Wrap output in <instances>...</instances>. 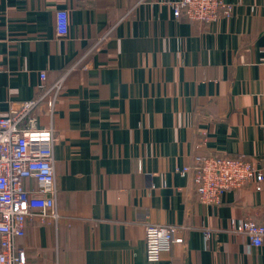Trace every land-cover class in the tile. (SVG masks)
<instances>
[{
    "label": "crops",
    "instance_id": "0c3cea01",
    "mask_svg": "<svg viewBox=\"0 0 264 264\" xmlns=\"http://www.w3.org/2000/svg\"><path fill=\"white\" fill-rule=\"evenodd\" d=\"M174 1L0 0V117L91 52L52 122L36 112L56 132L61 220L26 225L27 264H264L231 232L264 199L254 184L213 208L180 174L199 155L264 159V0H228L233 16L211 25L175 19ZM149 223L186 227V244L148 262Z\"/></svg>",
    "mask_w": 264,
    "mask_h": 264
},
{
    "label": "built area",
    "instance_id": "2783aa9c",
    "mask_svg": "<svg viewBox=\"0 0 264 264\" xmlns=\"http://www.w3.org/2000/svg\"><path fill=\"white\" fill-rule=\"evenodd\" d=\"M169 6L175 19L185 17L190 22L204 25L231 18L235 10L228 0H178L169 2ZM56 31L58 38L67 37V11L57 12ZM90 53L51 84L47 82L46 72H42L38 97L0 117V264H27L26 252L18 246V239L25 236L28 223L40 220L58 224L61 220L54 158L56 132L52 124L41 126L36 112L45 106L52 122L69 74L80 68ZM82 68L86 69V66ZM180 174H193L198 200L206 207L219 208L227 193L251 184L264 196V159L253 162L244 156L199 155L192 165L180 170ZM29 180L35 185L28 189L26 182ZM185 231L184 226L147 224L146 260L157 263L176 245H185ZM231 232L244 237L249 250L264 246V199L246 217L233 220ZM210 237L211 230H205L206 241Z\"/></svg>",
    "mask_w": 264,
    "mask_h": 264
}]
</instances>
